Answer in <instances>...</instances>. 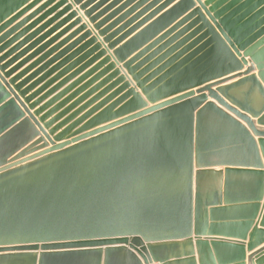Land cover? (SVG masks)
<instances>
[{
  "label": "water",
  "instance_id": "1",
  "mask_svg": "<svg viewBox=\"0 0 264 264\" xmlns=\"http://www.w3.org/2000/svg\"><path fill=\"white\" fill-rule=\"evenodd\" d=\"M43 1L0 0V264H264V0Z\"/></svg>",
  "mask_w": 264,
  "mask_h": 264
},
{
  "label": "crops",
  "instance_id": "2",
  "mask_svg": "<svg viewBox=\"0 0 264 264\" xmlns=\"http://www.w3.org/2000/svg\"><path fill=\"white\" fill-rule=\"evenodd\" d=\"M46 0H44L43 2H41L37 7H39L40 5H42ZM37 7L33 8L30 12H28L25 16L29 15L30 13H32ZM50 17L52 16H49L47 19H49ZM70 23V22H69ZM68 24H66L65 26H63L60 30H58L56 33H58L59 31H61L62 29H64L65 27H67ZM78 27V26H77ZM77 27L73 28L72 30H70L67 34H65L61 39H64L65 37H67L70 33H72L73 31H75L77 29ZM55 35V34H54ZM255 121V120H254ZM256 128L257 129H261V130H264V127H261V126H257L256 125ZM264 248V242H262L258 247H256L254 250H252L251 252H247L246 253V256L248 257L249 255L261 250Z\"/></svg>",
  "mask_w": 264,
  "mask_h": 264
}]
</instances>
